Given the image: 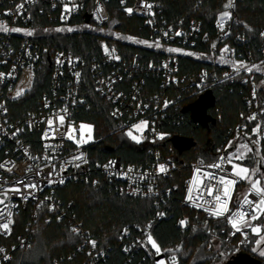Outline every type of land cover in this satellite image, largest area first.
Masks as SVG:
<instances>
[{
    "label": "built area",
    "instance_id": "1",
    "mask_svg": "<svg viewBox=\"0 0 264 264\" xmlns=\"http://www.w3.org/2000/svg\"><path fill=\"white\" fill-rule=\"evenodd\" d=\"M120 2L125 1L120 0ZM20 4L24 6L17 11V5ZM66 5L71 9L70 12H66ZM144 5H151V8L144 7ZM82 7L83 4L78 0H44V3L43 0H0V22L9 28L15 27L23 30L20 32L0 31V73L4 74L0 77V164L5 165L4 168H0V186H2L0 191L20 187L22 195L28 197L25 200L21 194H8L6 204L12 212L13 223L10 225V234H5L0 229V249H4V252L0 253V264H6L14 251L29 246L36 224L49 223L52 219L65 221L70 231L79 238V249L89 258V263L98 264L99 260L105 256L106 250L99 247L98 238L77 217L75 203L62 198L60 188L70 182L96 183L103 177L114 181V188L120 194L140 198L153 197L157 201L163 192L160 179L170 176L174 170L179 168L173 156L172 149H175L173 145L164 154L160 149L165 139L173 136L163 130L162 125L172 112L178 111L182 102V108H185L207 90L213 92V89L222 82L236 81L244 93V104L239 112V121L234 125L233 129L236 131L234 134L252 136L251 130L259 124L261 126L260 144L264 151V81L261 79L264 70V35H262L264 29L259 31L258 44L256 49H253L248 45L249 39L246 35L232 32L231 25L235 23L232 13L233 6L224 8L214 19L213 39L208 43L206 50L201 51L193 47L194 37L200 33L198 21L192 19L186 26H181L180 22L173 25V23L159 21L156 0H133L125 8V12L129 15L137 14L145 19L154 33L148 42L155 46L146 45L141 43V40L130 36L125 37L126 41L132 39V42L157 49L162 53L157 64L149 63V67L160 74V89L148 94L149 92L144 89V79L138 73V70L142 69L140 64L137 61L123 60L115 52L112 53L114 48L108 44L101 47L102 66L95 58L88 62L93 72V79H82V68L87 65V61L70 51L54 49L50 44L43 45L37 39L39 30L44 33L50 30L56 31V29L71 28L74 30L76 24L69 21L72 17L79 15ZM97 9L102 11L97 14ZM126 9H132V12L129 13ZM225 11L231 15L230 18H224L223 28H221L218 25L221 13ZM84 13L88 22L83 21L81 25L101 26L109 19L106 0H91L89 10ZM43 18L47 21L57 19L58 22L54 25L47 23L41 25L39 20ZM28 31L33 34L26 35ZM119 35L118 32L113 33L114 37ZM200 36L206 38L205 33H200ZM157 44L159 47L156 46ZM105 47L112 55L105 52ZM169 49L179 51L172 52ZM179 56L201 60L206 65L199 70L181 73L178 68ZM114 57H119V59ZM45 63L51 67L48 88L29 105L21 107L14 104L13 102L19 98L15 95L17 89H24L23 94L28 92L33 85L34 71ZM240 63L248 67L259 66L261 70L257 71L253 68L249 73L241 68L237 74L233 65ZM77 73H79L78 77ZM135 74L139 75L135 76ZM29 77H31L30 84ZM88 80L102 100L108 103V116L118 122V129L124 137L135 142L127 135L131 131L133 136L141 139L140 144L147 148L150 156L146 163L140 165L125 163L116 154L98 159L91 148L100 140V137H96L93 142L79 146L74 138H67L65 133L69 125L73 126V137H78L80 123L89 122L84 116L89 112L90 102L86 91L83 90ZM165 102H167V107H165ZM65 109L67 114L63 111ZM186 112L193 120L190 112ZM57 114L65 115L63 127L59 126ZM253 115L256 119L250 121L248 117ZM49 119L54 121L53 128H60L59 132L53 133L49 129L47 123ZM140 121H147L148 125L146 128L137 130L133 125ZM193 122L199 124L194 120ZM46 132H48V138H45ZM230 138L231 136L224 144L211 151L209 157L197 155L189 161L187 164L189 174L182 183V195L179 198L182 206L198 210L206 217L217 218L204 210L210 207L204 201H211L216 195L215 192L212 196L208 195L205 186L215 184V180L207 179L204 174L210 172L216 177L228 175L229 178L237 179L229 175L232 168L226 162L222 165V169L207 167L218 163L221 156L225 157ZM81 153L87 163L73 159ZM77 164L80 166L76 167ZM160 165H164L167 171L161 173ZM8 168L12 171H7ZM29 168L31 171H27ZM197 169L201 171L197 173ZM49 173H52L51 176ZM22 179L25 183L37 184V189H25L23 185H17L16 182ZM49 180L53 182L49 183ZM60 180H63V183H60ZM243 183L239 180L234 190L231 191L229 203L231 211H237L239 202L250 189L248 185L240 187ZM189 188L192 189V200L187 199ZM29 192L33 194L29 195ZM168 192L169 190L166 189L165 193ZM198 196L201 198L196 199ZM2 198L0 196V199ZM249 199L258 200L259 197L253 193ZM197 204L202 206L197 207ZM3 207L0 205V208ZM160 214L159 210L155 213L157 217ZM219 219H223L227 225L225 237L227 243L237 239L238 245L245 239L244 233H247V236L252 233L250 229H244V233L236 232L233 235L234 229L227 219L225 217H219ZM5 220H0V223ZM182 220H186V217L182 216L177 219L179 225ZM148 235L147 230L142 237L124 245L125 249L136 247L142 240L147 239ZM126 236L127 231H124L119 240L123 241ZM91 241L96 242L95 248ZM5 256L8 259H5ZM53 264H57V261L54 260Z\"/></svg>",
    "mask_w": 264,
    "mask_h": 264
},
{
    "label": "trees",
    "instance_id": "2",
    "mask_svg": "<svg viewBox=\"0 0 264 264\" xmlns=\"http://www.w3.org/2000/svg\"><path fill=\"white\" fill-rule=\"evenodd\" d=\"M46 1V0H45ZM83 4L79 15L70 19L76 28L70 32L60 33L50 30L46 33L39 30L37 39L44 45L50 44L54 49L67 50L87 61L82 68V79H93V72L89 67V60L95 58L103 65L101 47L108 44L115 49V53L123 60L137 61L142 67L138 73L144 79V89L148 94L158 91L160 74L149 67V63L157 64L162 53L151 47L141 46L132 41H126L130 36L141 41H148L153 37V30L145 19L137 14H127L125 8L133 0H106L109 19L103 25L104 32L87 30L80 23L88 22L85 11L89 10L91 0H78ZM229 0H156L158 4L159 21L173 23L180 22L186 26L190 20L199 22L200 33L194 37L193 47L206 50L213 39V22L216 15L222 12ZM235 23L231 29L234 33L246 35L248 45L256 49L259 31L264 29V0H232ZM44 3V0H43ZM40 24H56L58 21L40 19ZM114 32L120 35L113 36ZM206 63L201 60L185 56L178 57V68L181 73L199 70ZM51 67L48 63L36 68L33 74L32 88L16 99L13 103L19 106L35 102L40 94L49 86ZM139 74H135L138 76ZM90 102V109L84 118L93 124L100 140L92 147L98 159L109 155H118L123 162L144 164L150 157L147 148L140 143L129 141L118 129V122L108 116V103L95 91L90 80L83 88ZM145 91V90H144ZM215 103L208 109L214 118L213 123L203 127L190 119L189 113L181 107L172 112L163 130L171 135L189 136L196 140L194 147L179 153L172 149L174 159L179 168L168 177L160 179L163 192L156 198H140L118 193L114 188V181L101 177L96 183L70 182L60 188L64 200L75 203V213L97 238L100 248L106 250L105 256L98 264H157L155 249L147 239L136 247L126 250L124 245L142 237L145 231L157 242L163 250L162 257H175L176 264H211L215 259L224 255L223 264L230 256L238 251H251L253 241L250 233L247 238L237 245V239L231 243L225 241L227 225L223 219L206 217L202 212L182 206L179 198L182 195V183L189 174L187 164L197 155L209 157L210 152L232 137L234 125L239 121V112L243 108L244 93L241 86L229 80L220 83L213 89ZM182 114V116H180ZM82 118V117H81ZM249 131V129L247 130ZM165 139L160 148L163 154L172 147ZM111 148V150H108ZM263 151V149L261 148ZM264 152V151H263ZM264 161L256 163L264 166ZM168 189L169 192L165 193ZM160 211L159 217L155 215ZM185 216L187 225L181 226L177 222L179 217ZM256 221L252 223L255 224ZM127 231L126 238L120 241L122 233ZM79 238L73 234L65 221L52 219L49 223L39 222L34 226L29 246L13 252L6 264H90L89 258L79 249ZM219 244L220 254H215L214 246ZM160 255V254H159ZM160 257V258H162ZM257 257V256H255ZM159 258V259H160ZM259 258L264 264V256Z\"/></svg>",
    "mask_w": 264,
    "mask_h": 264
},
{
    "label": "snow or ice",
    "instance_id": "3",
    "mask_svg": "<svg viewBox=\"0 0 264 264\" xmlns=\"http://www.w3.org/2000/svg\"><path fill=\"white\" fill-rule=\"evenodd\" d=\"M23 4L17 5V11H19L20 9L23 8ZM233 6L232 0H229L228 4L225 5V8H230ZM73 7H76V5H73ZM144 7L147 8H151V5H144ZM65 10L66 12H70L71 9L68 8V6H65ZM102 11L101 9H97V14H99V12ZM126 11H128L129 13L132 12V9H126ZM230 13L228 11H225L223 13H221V17H220V23L218 26H220L221 28H223V21L225 17L230 18ZM73 31V29L68 28V29H56V31ZM0 31L3 32H20L23 31L20 28H9L6 24H4L3 22H0ZM26 35L31 36L33 33L31 31H28L25 33ZM165 35H167V33H165ZM177 35H179V33H177ZM264 35V34H262ZM141 43H147V42H143L141 41ZM151 46V45H149ZM157 47H159V44L156 45ZM169 51L175 52V51H179L177 49H169ZM105 52L108 53V49L107 47H105ZM115 50H112V53H114ZM112 53H108L109 55H112ZM190 54V53H189ZM115 59H119V57H114ZM234 70L237 72V74H239L241 68H243L244 70H246L247 72H252L253 68H255L257 71H260V67L259 66H253V67H248L247 65H244L243 63H240L239 65H233ZM11 75V74H9ZM77 77L79 76V73L76 74ZM4 74L0 73V77H3ZM31 83V77H29V84ZM24 93V89L22 88H18L15 95L16 97H20L22 94ZM165 107H167V102H165ZM65 112V114H67V110H63ZM113 115H116V113H113ZM57 119L59 121V126L63 127L64 122H65V115H60L57 114ZM248 119L251 120H255L256 116H250L248 117ZM49 129L52 130L53 133L59 132L60 128H53V123L54 121L52 119H49L47 121ZM148 125L147 121H140V123L133 125V127L137 130H141L143 128H146ZM246 127V126H245ZM81 129L87 128L89 130V133L91 132V126L90 125H80ZM73 126L69 125L67 132L65 133V135L67 136L68 139H73ZM253 134H259L261 132V126L259 124H257L256 127H254L252 130ZM127 135L129 137H131L133 140H135L136 143H140L141 139L139 137L133 136L132 132L129 131L127 133ZM45 138H48V132L45 133ZM54 138V137H53ZM161 139L163 138L162 136L160 137ZM88 140H91V135L88 136ZM88 140H85L83 137V134H81V137L79 140L76 141L77 145H81L83 143H87ZM253 144L257 145V155H259V144H260V140L257 139L255 141H252ZM233 144L232 142L229 143V147H232ZM253 151L252 147L249 146V144L247 143H243L240 144L235 152L230 153L227 157L221 156L219 158V162L218 163H213L208 165L207 167L209 168H214V169H222V165L226 162L228 164L231 165L232 171L229 174L232 177H236L237 179H232L229 178L228 175H221L219 177H216L213 173H205L204 175L206 176L207 179L209 180H215V184H211V185H207L205 186V189L208 193L209 196L213 195V192L216 193V195L213 197V200L208 201L205 200L204 203L210 205V207L205 208L204 210L207 211L209 213V215L214 216V217H225L228 221L229 224H231L232 229H234V232L232 233L233 235L236 232H241L244 233V229H250L252 233H255L256 235H258L260 238L257 239L255 241V244L257 247L253 248V251H257L259 249V255L264 256V249H260V245L262 242H264V235H261V232L264 231V225H257V224H253V221H257L259 219H261V217H264V186H261L262 181L259 179L253 180L251 179L252 176H255L257 172L260 171V169L257 168H248L246 166L243 165V161L247 158L248 153H251ZM73 159L75 160H81L84 163H87V161L84 159L83 154L81 153L78 156H75ZM233 160H237V161H241V163L237 164V163H233ZM261 161H264V156L260 157ZM114 163V162H113ZM76 167H79L80 165L77 164L75 165ZM5 165L4 164H0V168H4ZM63 170V169H62ZM7 171L11 172L12 169L8 168ZM27 171H31V168L27 169ZM129 171H131V169H129ZM159 171L161 173H164L167 171V169L165 168L164 165H160L159 166ZM197 173H199L201 170L197 169L196 170ZM52 173H49V176H51ZM239 180H246L249 182L250 184V189L247 193L244 194L242 201L239 202V208L237 209V211H231V209L229 208V203L231 201V191L234 190L235 185L238 183ZM49 183H52V180L48 181ZM17 185H23V187L25 189H37V184L35 183H25V181L22 179L20 181L16 182ZM60 183H63V180H60ZM0 188H2V186H0ZM149 191H151V189H149ZM9 193H17V194H21V188L20 187H11L8 189H3L2 191H0V196H2L3 198L0 199V205H3V208H0V220H5V216L7 217V219L5 220V222L0 223V229H2L4 231L5 234H10L11 229H10V225L13 223V220L11 219L12 217V212L9 209L8 204H6V201L8 200ZM255 194L257 197H259L258 200H253V199H249V196L252 194ZM32 192H29V195H32ZM202 195V194H201ZM23 199H27V196H23ZM201 197L198 196L196 199H200ZM188 200H192V189L189 188V194L187 197ZM197 207H201L202 205L197 204ZM247 206V209H246ZM7 209V211H5ZM250 209V211L248 210ZM187 220H182L180 221V224L182 226L187 225ZM73 231H77L76 229H73ZM245 238H247V233H244ZM147 241L148 243L151 244L152 248L155 249L156 254H161V252L163 251L159 245L157 244V242L153 239V237L151 236V234H149L147 236ZM91 244L93 246V248H95L96 246V242L95 241H91ZM4 252V249H0V253ZM5 259H8L7 256L4 257ZM157 264H166L165 260L161 259L157 261ZM172 264H176V260L175 257H173L172 259Z\"/></svg>",
    "mask_w": 264,
    "mask_h": 264
},
{
    "label": "rangeland",
    "instance_id": "4",
    "mask_svg": "<svg viewBox=\"0 0 264 264\" xmlns=\"http://www.w3.org/2000/svg\"><path fill=\"white\" fill-rule=\"evenodd\" d=\"M83 28L87 29V30H91V31H96V32H99V33H102L104 32V28L100 25H91V24H83L82 25ZM131 41H133L132 39H130ZM147 43H145L146 45H150L151 43H149L148 41H145ZM153 46H155V44H151ZM264 76V70H263V74ZM261 77V79H263L264 81V77ZM80 125H90L91 126V132L89 133V130L87 128H84V129H81L79 127V136L78 137H74V140L77 141L80 139L81 137V134H83V137L85 140H88V136L91 135V140H88L87 143H90V142H93L95 140V138L97 137L96 136V133H95V130H94V126L92 123L90 122H85V121H82L80 123ZM259 138V134H253L252 136H241L239 134H234L231 138H230V142H232L233 146L232 147H227L226 149V154H225V157H227L230 153H233L235 152L236 148L240 145V144H243V143H247L249 144L250 147H252L253 151L251 153H248V156L247 158L243 161V165L248 167V168H259L260 171L256 173L255 176H252L251 179L253 180H256V179H259L262 181V184L261 186H264V166H257L256 163L258 162V160L260 161V157L261 156H264V152L261 150V144H259V155H257V145L256 144H253L252 141H255ZM87 143H83V144H87ZM233 163H241V161H237V160H233ZM264 163V162H263ZM261 164H262V161H261ZM244 183L240 185V187H243V186H250L249 182L246 181V180H242ZM255 224L257 225H264V217H261V219L257 220L255 222ZM261 235H264V231L261 232ZM260 237L258 235H256L255 233L252 234V243H251V251L252 253L257 256V257H263L261 255H259V249L257 251H253V248L254 247H257L256 244H255V241L257 239H259ZM214 249H215V254H220L222 252V249L219 248V244L217 243L215 246H214ZM260 249H264V242L261 243L260 245ZM224 255L222 254L221 257H219L218 259H215L213 261V263L211 264H221L222 261L224 260ZM165 260L166 264H172V259L170 257H162L158 260ZM157 260V261H158ZM210 264V263H209Z\"/></svg>",
    "mask_w": 264,
    "mask_h": 264
},
{
    "label": "water",
    "instance_id": "5",
    "mask_svg": "<svg viewBox=\"0 0 264 264\" xmlns=\"http://www.w3.org/2000/svg\"><path fill=\"white\" fill-rule=\"evenodd\" d=\"M215 103L214 95L211 90H207L201 94L195 101L185 106L184 110L189 111L192 119L201 126L206 127L209 123H213L214 119L207 113V109ZM173 147L179 152L186 151L195 146V140L192 137H184L173 135L170 138ZM111 150V148H108ZM162 257L158 255L156 259ZM223 264H261L259 258L248 252L238 251L230 256Z\"/></svg>",
    "mask_w": 264,
    "mask_h": 264
}]
</instances>
